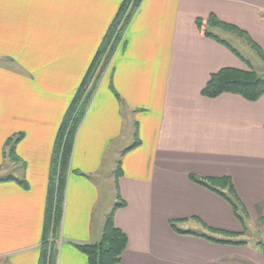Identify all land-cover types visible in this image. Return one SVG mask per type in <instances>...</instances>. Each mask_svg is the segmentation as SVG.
Instances as JSON below:
<instances>
[{"label":"crops","instance_id":"1","mask_svg":"<svg viewBox=\"0 0 264 264\" xmlns=\"http://www.w3.org/2000/svg\"><path fill=\"white\" fill-rule=\"evenodd\" d=\"M123 1L0 0V264H39L55 138ZM212 17L264 53V0L141 1L74 138L55 264H87L77 246L100 241L118 203L120 264H264L254 243L209 240L241 242L242 226L191 179L228 178L264 216V94L201 95L220 70H247L205 36L231 47Z\"/></svg>","mask_w":264,"mask_h":264},{"label":"trees","instance_id":"2","mask_svg":"<svg viewBox=\"0 0 264 264\" xmlns=\"http://www.w3.org/2000/svg\"><path fill=\"white\" fill-rule=\"evenodd\" d=\"M130 1L131 0H124L120 5L115 18L106 32L102 43L98 48L88 68V71L83 78L82 83L77 90L70 106L68 107L58 129L50 164L48 196L44 215L42 240L40 245L41 251L39 264H55L57 254L56 241L60 232L65 184L67 175L69 173L74 138L93 98L98 83L104 74V69L107 64H110L112 57L118 49V45L122 41L121 39H123L125 30L142 0L131 1L133 2L132 8L128 14V17L125 18V23L122 26V33L119 34L120 32L118 31L116 37H114L116 29L120 24V21L123 18ZM197 25L199 28L201 27V23H198ZM207 26L211 29L217 28L243 38L245 43L252 50H254L257 56L264 62L263 51L249 39L246 33L240 31L234 26L220 23L214 17H212L210 21L207 22ZM205 36L212 38L216 42L228 47L232 54H234V56L244 63L248 69L246 71H240L236 69L220 70L219 72L210 76L208 82L201 91V95L203 97L213 99L222 94H232L240 96L248 102L258 101L264 94V80H262L257 75V73L250 66L249 62L243 59V57H241V55L235 49L229 47L225 41L213 36L210 33H205ZM107 48L108 52L106 53ZM104 55L105 59L103 61ZM20 137V135L17 136L9 143L10 149L7 154L10 160L13 162L18 160L14 151V145L20 139ZM119 172V167H117L115 175H118ZM191 179L195 183L208 188L212 192H215L217 195L228 201L232 207L235 217L240 221V223H242L241 215L246 213L245 210L241 208L235 195L233 186L228 178L212 179L206 182L197 180L196 178ZM21 184L25 185L24 182ZM222 189L226 190L230 198L220 191ZM120 206H122L121 203L115 204L110 214L106 217L101 238L98 243L93 245L77 246L78 250L86 256L87 264H120L122 253L126 249L127 244L126 236L115 227L113 222V214L116 211L115 209ZM259 222L263 224L264 217L261 218ZM170 225L174 229V224L171 223ZM180 233L186 234L183 232ZM209 240L220 244H245L242 242L234 243L225 240ZM257 247L264 253V243H258Z\"/></svg>","mask_w":264,"mask_h":264},{"label":"rangeland","instance_id":"3","mask_svg":"<svg viewBox=\"0 0 264 264\" xmlns=\"http://www.w3.org/2000/svg\"><path fill=\"white\" fill-rule=\"evenodd\" d=\"M133 1V0H131ZM129 3L126 12L123 16V18L120 21V24L118 25L116 32L114 34V37H116L117 32L119 31L121 34L122 33V26L125 23V18L128 17V14L132 8V3ZM223 31V30H221ZM218 32V31H217ZM221 33V36H223V38H226V41H228V43H230L231 47L234 48L240 55L241 57H243V59H245L247 62H249L250 66L253 68V70L257 73V75L264 80V62L257 56V54L255 53L254 50H252L244 41L243 38H240L237 35H234L230 32H225ZM113 37V38H114ZM121 43L118 45V48L120 47V45L123 42V39H121ZM113 41V39H112ZM108 52V48L106 50V53ZM105 53V55H106ZM105 55L103 56V61L105 59ZM102 61V63H103ZM101 63V64H102ZM100 64V66H101ZM104 65V64H103ZM110 64H107V66L104 69V73L107 72L108 68H109ZM101 68V67H100ZM247 68V67H246ZM248 69V68H247ZM96 72V71H95ZM97 73V72H96ZM104 75V74H103ZM111 210H104V213H106V217L110 214ZM244 215H241V220L242 223V238H241V242L242 243H254L256 246L258 243H264V223H260L259 220L261 218H263L264 216L260 217L257 220L252 221L250 219V216H248L247 211L245 210ZM232 242V241H231ZM234 243H239V242H234Z\"/></svg>","mask_w":264,"mask_h":264}]
</instances>
